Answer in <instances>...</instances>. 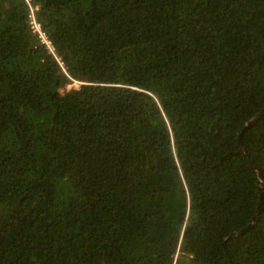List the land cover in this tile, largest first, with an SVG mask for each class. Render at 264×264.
<instances>
[{"label": "trees", "instance_id": "16d2710c", "mask_svg": "<svg viewBox=\"0 0 264 264\" xmlns=\"http://www.w3.org/2000/svg\"><path fill=\"white\" fill-rule=\"evenodd\" d=\"M32 4L52 49L0 0V264H264V0Z\"/></svg>", "mask_w": 264, "mask_h": 264}, {"label": "water", "instance_id": "95a60500", "mask_svg": "<svg viewBox=\"0 0 264 264\" xmlns=\"http://www.w3.org/2000/svg\"><path fill=\"white\" fill-rule=\"evenodd\" d=\"M264 116V108L261 110V112H259V114H257L254 118H252L246 125L245 127L243 128V131L242 133L240 134L239 136V147L241 149V151L244 153L245 157L247 158L249 164L251 165L252 169L254 170V172L256 173L257 177H258V185L260 187V190H261V204H262V201H263V181H262V178L259 174V170L257 168V165L255 164V162L251 159V156L250 154L248 153V151L246 150V147L243 143V140H242V134L244 133V131H246L249 127H251L252 125L256 124L257 121H259L262 117ZM261 206V205H260ZM259 210H260V207H259ZM258 215V214H257ZM253 224V223H252ZM252 224L249 225V227L252 226ZM247 230V228L245 229H241L237 232H234L232 233L230 236H229V239L230 238H233L235 236H238L240 234H242L243 232H245ZM226 246V245H225ZM228 252V251H227ZM228 255L230 257V254L228 252Z\"/></svg>", "mask_w": 264, "mask_h": 264}, {"label": "built area", "instance_id": "2783aa9c", "mask_svg": "<svg viewBox=\"0 0 264 264\" xmlns=\"http://www.w3.org/2000/svg\"><path fill=\"white\" fill-rule=\"evenodd\" d=\"M26 1L29 3L30 9H31V12H30L31 28L36 34H38L41 40L52 49L53 48L52 42L47 36L46 32L43 30L42 25L36 15V11L39 9V6L33 5L32 0H26Z\"/></svg>", "mask_w": 264, "mask_h": 264}, {"label": "rangeland", "instance_id": "374dc122", "mask_svg": "<svg viewBox=\"0 0 264 264\" xmlns=\"http://www.w3.org/2000/svg\"><path fill=\"white\" fill-rule=\"evenodd\" d=\"M79 85H80L79 82L69 83V84L65 85V86L62 88V91L64 92V91H68V90H70V89H72V88H78Z\"/></svg>", "mask_w": 264, "mask_h": 264}]
</instances>
